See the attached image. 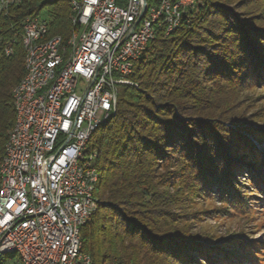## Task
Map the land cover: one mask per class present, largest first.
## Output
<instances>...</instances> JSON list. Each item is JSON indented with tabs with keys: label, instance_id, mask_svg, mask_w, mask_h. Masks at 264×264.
<instances>
[{
	"label": "trees",
	"instance_id": "trees-1",
	"mask_svg": "<svg viewBox=\"0 0 264 264\" xmlns=\"http://www.w3.org/2000/svg\"><path fill=\"white\" fill-rule=\"evenodd\" d=\"M256 1L200 0L195 13L173 33L159 32L134 61L129 81L136 87L119 86L114 114L88 144L98 179L79 235L91 264H199L196 256L214 262L178 221L197 192L235 187L245 134H264L232 106L222 108V81L264 79V12ZM45 7L48 36L65 39V0H19L0 10V161L15 118L12 88L24 75L21 22Z\"/></svg>",
	"mask_w": 264,
	"mask_h": 264
},
{
	"label": "built area",
	"instance_id": "built-area-1",
	"mask_svg": "<svg viewBox=\"0 0 264 264\" xmlns=\"http://www.w3.org/2000/svg\"><path fill=\"white\" fill-rule=\"evenodd\" d=\"M77 1L69 0V4ZM143 1L86 0L84 22H80L68 67L40 94L36 107H29L33 87H26V81L19 93L20 128L7 144L3 169L0 248L21 247L28 264H69L71 241L76 240L78 224L91 204L92 166L91 157H86L84 167L70 169L71 157L82 150L89 127L100 120L109 101H116L123 81L129 80L135 49L143 43V36H148V21L142 22V29H135ZM164 2L161 0L160 9L151 16L163 14L160 28L166 36L173 18L167 17ZM186 3H193V14L200 0H175L177 13ZM11 6L12 0H1V13ZM46 11L45 18L27 16L22 21L29 39L35 40L31 58L41 55L39 35L52 18ZM15 42H9L10 51ZM58 48L59 39L51 45L49 65H37L35 85L56 64ZM79 169H88L84 185H76Z\"/></svg>",
	"mask_w": 264,
	"mask_h": 264
},
{
	"label": "rangeland",
	"instance_id": "rangeland-1",
	"mask_svg": "<svg viewBox=\"0 0 264 264\" xmlns=\"http://www.w3.org/2000/svg\"><path fill=\"white\" fill-rule=\"evenodd\" d=\"M254 4L264 12V0ZM46 10L40 11V17L48 15ZM221 83L226 95L222 108L232 106L249 118L252 129L264 131V79ZM245 138L249 145L237 155L239 163L235 166L239 169L233 167L235 187L201 190L181 210L178 224L200 238L207 254L214 256V262L207 264H264V134L246 133ZM164 170L162 167L158 173ZM195 258L199 264H206L201 257ZM169 262L187 264L177 259Z\"/></svg>",
	"mask_w": 264,
	"mask_h": 264
},
{
	"label": "bare ground",
	"instance_id": "bare-ground-1",
	"mask_svg": "<svg viewBox=\"0 0 264 264\" xmlns=\"http://www.w3.org/2000/svg\"><path fill=\"white\" fill-rule=\"evenodd\" d=\"M46 4H52L56 0H42ZM66 1L67 10L69 11V22L71 26L70 33L64 39L61 36H48V24L43 32L40 33L38 39V46L41 48V55H34L31 58V51L35 50V40L29 39V33L26 29V24L21 22L22 36L21 47L23 50V66L24 75L18 81V83L12 88V101L15 110V118L11 129L9 130L6 141L4 144L3 155L0 161V209L2 206V191L4 190V163L8 156V143L10 137H15L20 128V114H21V101L20 91L24 88V82L26 81V87H33L31 94H29V107H36V101L40 98V94L46 89H49L51 83H56L60 78L65 67H68L69 56H73L76 48V37L79 35L80 22H84L86 0H78L69 4V0ZM19 0H12V6L17 4ZM161 0L157 3H150L144 0L139 8V22H135V29H142V22L148 21V36H143V43L137 49H135L134 57H132L130 75L132 74L133 63L137 60L146 50L148 44L155 38V36L162 32L160 26L163 22V14H156L151 16L152 11L160 9ZM193 9V3H186L181 9L180 13H177L175 6V0H165L164 11L167 17L173 18L172 27H167L166 35L173 33L181 24L183 17ZM1 10V0H0ZM7 9H4L5 12ZM25 20V18L23 19ZM22 20V21H23ZM59 39V48L56 50V57H59L56 64L52 65L49 73H43L42 80L35 85L34 71L37 69V65L48 66L49 59L51 58V45L56 43ZM10 52V47L5 49V54ZM136 85L129 80H124L122 85ZM35 85V87H34ZM119 88V87H118ZM118 93V89H117ZM117 101V94H116ZM116 101H109L108 109L102 114L100 120H95L89 127L86 137L82 140V150L78 151L76 155H72L70 161V169H78L84 167L86 157H91L90 173H91V186L90 197L91 204H88V209L85 212V218L78 224L76 230V240L71 241L69 264H78V261H82V264H91V258L88 254L81 251L80 240V228L86 223L89 214L94 208L93 189L98 179L97 171L94 167V159L96 158V151L87 152L88 144L90 142L93 133L101 126L106 124L111 115L116 110ZM88 179V169H79L76 171V185H84ZM86 254V255H85ZM4 259L5 262H1ZM14 262V264H28V256L21 247L0 248V264H7V262Z\"/></svg>",
	"mask_w": 264,
	"mask_h": 264
},
{
	"label": "snow or ice",
	"instance_id": "snow-or-ice-1",
	"mask_svg": "<svg viewBox=\"0 0 264 264\" xmlns=\"http://www.w3.org/2000/svg\"><path fill=\"white\" fill-rule=\"evenodd\" d=\"M9 207H10V205H9Z\"/></svg>",
	"mask_w": 264,
	"mask_h": 264
}]
</instances>
